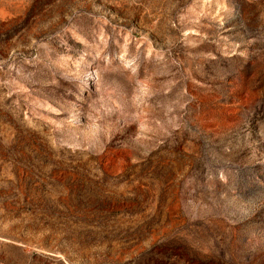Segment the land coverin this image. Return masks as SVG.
Masks as SVG:
<instances>
[{
  "label": "rangeland",
  "instance_id": "1",
  "mask_svg": "<svg viewBox=\"0 0 264 264\" xmlns=\"http://www.w3.org/2000/svg\"><path fill=\"white\" fill-rule=\"evenodd\" d=\"M0 264H264V0H0Z\"/></svg>",
  "mask_w": 264,
  "mask_h": 264
}]
</instances>
